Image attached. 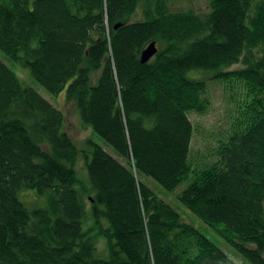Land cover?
<instances>
[{"label":"trees","instance_id":"obj_1","mask_svg":"<svg viewBox=\"0 0 264 264\" xmlns=\"http://www.w3.org/2000/svg\"><path fill=\"white\" fill-rule=\"evenodd\" d=\"M172 1L0 0L2 51L50 93L66 90L120 158L80 149L63 112L0 60V264H238L141 177L170 194L191 179L176 201L240 262L264 264V0L201 12ZM203 74L243 83L247 99L216 160L196 168L189 114L209 108ZM29 191L46 205L29 208Z\"/></svg>","mask_w":264,"mask_h":264},{"label":"rangeland","instance_id":"obj_2","mask_svg":"<svg viewBox=\"0 0 264 264\" xmlns=\"http://www.w3.org/2000/svg\"><path fill=\"white\" fill-rule=\"evenodd\" d=\"M207 0H173L172 9L188 10L193 9L198 12L205 11L207 9ZM140 16V12L138 13ZM137 14V15H138ZM138 17V16H137ZM136 18V17H135ZM0 60L8 65L18 76L21 82L36 92H38L45 100L53 104L58 108L66 118L65 131L71 136L73 141L82 150H89L90 141L100 145L107 153L111 156L119 159L114 149L108 145L105 140L96 134L92 128L86 126L83 122L80 113L76 106L72 102H68L66 98V90L58 94H52L47 91L41 84H39L34 77L31 75L29 69L22 66L20 63L13 61L6 53L0 48ZM240 65L233 66L231 70L238 69ZM211 74L201 75L200 77L206 78L208 81L207 97L210 105L208 110L204 114L190 113L189 119L194 127V134L191 141L190 161L194 167H200L211 164L216 160L215 152L218 148V144L221 139L229 130L231 122L234 117L237 116V110L243 108L244 103L242 102L246 97V88L243 83L239 81H232L227 83L209 80ZM77 171L83 184L88 186V173L86 168V160L84 154L79 158ZM141 180L145 182L160 198L164 200L174 208H176L184 220L199 229L202 233L208 236L221 250H223L230 257V263L238 264H250L248 261L242 258L240 260L231 254L230 246H228L219 236L210 228H208L201 220L195 217L193 214L188 212L177 200V192L180 194L189 184L190 180L183 182L174 193L167 192L161 188L155 181L149 177ZM192 178V176H191ZM89 197L85 199L87 208H90L91 202ZM34 191L24 196L21 195L22 201H25L29 208L44 207L46 205L45 198L36 199ZM34 206V207H33ZM90 226V221L86 222V227ZM98 250L100 253H105V243L103 240L98 241ZM101 257H106V254H100Z\"/></svg>","mask_w":264,"mask_h":264},{"label":"water","instance_id":"obj_3","mask_svg":"<svg viewBox=\"0 0 264 264\" xmlns=\"http://www.w3.org/2000/svg\"><path fill=\"white\" fill-rule=\"evenodd\" d=\"M158 52V49L156 47V43L152 42L150 43L144 51L141 53V63L145 64L149 62Z\"/></svg>","mask_w":264,"mask_h":264}]
</instances>
